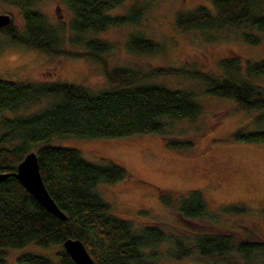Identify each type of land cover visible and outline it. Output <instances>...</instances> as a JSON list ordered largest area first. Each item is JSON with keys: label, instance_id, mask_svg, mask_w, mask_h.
<instances>
[{"label": "trees", "instance_id": "1", "mask_svg": "<svg viewBox=\"0 0 264 264\" xmlns=\"http://www.w3.org/2000/svg\"><path fill=\"white\" fill-rule=\"evenodd\" d=\"M20 9L22 30L10 18L0 31L11 40L58 56H88L100 62L107 88L92 89L68 82L15 81L0 78V171L16 170L17 163L34 151L41 178L62 219L41 206L12 175L0 183V263L4 247L33 243L57 244V261L45 255L24 252L18 264H75L63 249L66 237L80 239L96 264H153L154 249L168 244L167 257L199 264H264V238L249 226L245 233L232 229H193L169 233L156 221L134 228L132 221L111 212L110 204L95 190L98 182H115L131 177L126 168L113 160L94 162L78 149L52 144L54 138H117L142 133L161 136L163 144L179 150L193 144L190 137L171 135L184 120L197 118L202 105L192 90L172 88L148 80L161 74H180L203 82V91L233 99L240 108H256L264 113V84L256 79L264 74V57L242 63L238 53L222 56L218 71L159 66H108L102 54L113 47L107 39L85 37L109 26L136 23L142 7L133 3L125 13L108 11L124 0H62L71 12L65 23H53L35 7L36 0H1ZM174 12L181 29L219 30L236 28L243 41L256 44L264 32V0H207ZM66 26L73 32L66 33ZM65 42L82 44L81 51L67 50ZM126 47L140 53L161 52L160 42L139 31L130 32ZM262 115H255V119ZM260 124L262 121L259 122ZM263 125V124H261ZM236 128L234 138L264 142V126L245 131ZM181 129V128H180ZM171 133V134H170ZM161 202L173 213L190 220L207 213V201L199 189L172 197L168 191ZM226 213H245L242 203L223 207ZM264 212V206H263Z\"/></svg>", "mask_w": 264, "mask_h": 264}, {"label": "rangeland", "instance_id": "2", "mask_svg": "<svg viewBox=\"0 0 264 264\" xmlns=\"http://www.w3.org/2000/svg\"><path fill=\"white\" fill-rule=\"evenodd\" d=\"M142 7L136 23L109 26L97 32H86L85 37L107 39L113 43L102 54L107 65L147 67L174 66L217 72V61L222 56L238 53L242 63L264 57V32L260 41L249 44L236 28L219 30L181 29L175 25L174 12L191 8L207 0H124L109 14L125 13L131 4ZM35 7L51 22L65 23L71 12L62 0H36ZM0 13L9 14L20 30L23 20L18 6L0 0ZM139 31L163 46L161 52L140 53L126 47L130 32ZM67 35L73 33L66 26ZM67 50L81 51L82 44L65 42ZM0 78L15 81L68 82L92 89L107 88L100 62L88 56H58L31 48L11 40L0 31ZM172 88L192 90L202 105V112L190 121L184 119L174 127L171 135L188 136L193 144L179 150L164 146L160 135L142 133L117 138H54L52 144L73 147L87 160H113L123 165L131 177L115 182H98L95 190L110 204L111 212L132 221L134 228L159 221L169 233L193 229H232L245 233V226L264 238V142H247L234 138L232 132L241 125L245 131L264 126V113L256 108H240L231 98L209 95L203 82L180 74H161L147 77ZM256 81L264 84V74ZM262 115L255 119V115ZM262 121L261 125L259 122ZM181 128V129H180ZM199 189L207 201V213L199 219L182 218L173 213L161 200L168 191L172 197ZM231 203H242L245 213L223 212ZM168 244L158 245L153 264H199L192 260L167 257ZM54 244L41 246L33 243L22 247H4L0 264H18L17 255L33 252L57 261Z\"/></svg>", "mask_w": 264, "mask_h": 264}, {"label": "water", "instance_id": "3", "mask_svg": "<svg viewBox=\"0 0 264 264\" xmlns=\"http://www.w3.org/2000/svg\"><path fill=\"white\" fill-rule=\"evenodd\" d=\"M9 21V14L0 13V26L8 24ZM10 175L14 176L47 211L59 218H66V215L58 208L44 185L34 151L24 155L17 163L15 171H0V183ZM62 247L75 264H96L80 239L66 237L62 241Z\"/></svg>", "mask_w": 264, "mask_h": 264}]
</instances>
